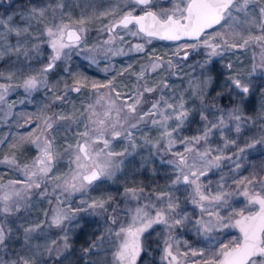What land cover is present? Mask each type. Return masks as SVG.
I'll use <instances>...</instances> for the list:
<instances>
[{
    "label": "snow or ice",
    "instance_id": "1",
    "mask_svg": "<svg viewBox=\"0 0 264 264\" xmlns=\"http://www.w3.org/2000/svg\"><path fill=\"white\" fill-rule=\"evenodd\" d=\"M88 7L0 13V165L18 177H0V264H264V0ZM102 18L108 38L84 47ZM153 39L186 42L157 54ZM81 53L145 62L102 83L73 70Z\"/></svg>",
    "mask_w": 264,
    "mask_h": 264
},
{
    "label": "rangeland",
    "instance_id": "2",
    "mask_svg": "<svg viewBox=\"0 0 264 264\" xmlns=\"http://www.w3.org/2000/svg\"><path fill=\"white\" fill-rule=\"evenodd\" d=\"M68 3H71L73 5L76 4H83L87 11L90 13L92 11L91 8L88 7L90 4L98 3V2H103L105 4L108 3V0H67ZM8 3L9 0H0V13H4L5 9H8ZM16 3H20V0H16ZM10 11V9H9ZM72 13L75 17H78L81 15V8L79 7H73L72 8ZM108 22L107 19H99V20H93L89 25H88V31L85 34L84 40V47L91 49L94 47H97L98 45L102 44L104 40H106L107 34L100 31V29L103 27L104 24ZM126 40L131 41L132 43H143L144 41L141 39H137L131 36H125ZM161 41V42H159ZM186 41H179V42H174V41H164V40H159V39H153L151 44L146 45L147 51H155L157 54L160 53H165V52H171L176 47L177 43H185ZM191 42V41H188ZM125 47H127L125 45ZM103 54L101 53V56ZM253 55V52L251 50L243 52V53H237L236 57H231V59L236 60L237 57L239 60L244 62L245 67L249 66V61L251 60V57ZM98 63L97 64H91L89 61L84 59V53H81L80 55H75L73 54V59L71 61V66L73 70L75 71H81L85 75H87L90 79L100 81V82H106V77L111 78L113 74V70H120L124 66H126L129 63H133L136 70L139 69V65L145 62V57L143 54H135L131 53L128 56H115L111 57L110 59H102L101 57H97ZM105 69H108L106 72ZM59 71V70H58ZM120 79H129V77H122ZM75 96V94H73ZM21 97L19 96H13L10 97V99H20ZM84 99V97H79L77 99V104H79L80 100ZM37 100H39V97H37ZM34 108V105L29 104L25 106H21L20 108L17 109V111H32ZM13 130H17L13 127ZM28 129H18V131L26 132ZM9 132V127L8 126H2L0 125V137H2L3 134ZM150 135L153 133H149ZM61 142L60 138L58 137V143ZM116 150L119 151L122 148V144L117 143L115 145ZM146 151V150H145ZM4 152H7V148L4 147L3 152H0V158H2ZM33 153L29 152L27 153V156H31ZM62 171L67 170V163L66 161L61 164L60 166ZM0 177H3L5 182L10 179H16L18 178L14 172L11 170L7 169L5 166L0 165ZM140 179H144L146 183L149 182L148 178L145 177H140ZM163 183V181H160ZM109 187L108 185H102L101 190L103 188ZM93 195L98 194V192L92 193ZM238 206L242 207L243 206V201L241 200L238 203ZM44 207H47V205H44ZM34 213L36 215H41L42 210L41 206H37L36 209H34ZM90 231V230H88ZM88 231L85 232V234L81 235L79 239L75 243V247L79 248L81 244L84 243V241L87 239L88 236ZM229 232L232 234H236L235 230H228L225 233V238H230L229 237ZM188 238V237H185ZM159 259V257H157Z\"/></svg>",
    "mask_w": 264,
    "mask_h": 264
},
{
    "label": "trees",
    "instance_id": "3",
    "mask_svg": "<svg viewBox=\"0 0 264 264\" xmlns=\"http://www.w3.org/2000/svg\"><path fill=\"white\" fill-rule=\"evenodd\" d=\"M159 42H161V41H159Z\"/></svg>",
    "mask_w": 264,
    "mask_h": 264
}]
</instances>
